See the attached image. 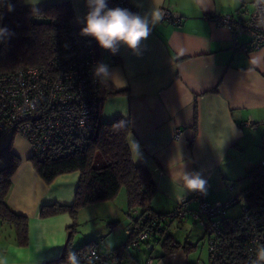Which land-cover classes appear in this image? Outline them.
Returning <instances> with one entry per match:
<instances>
[{"label": "crops", "instance_id": "1", "mask_svg": "<svg viewBox=\"0 0 264 264\" xmlns=\"http://www.w3.org/2000/svg\"><path fill=\"white\" fill-rule=\"evenodd\" d=\"M59 1L64 0H24V5L36 10ZM68 1L74 17L83 18L85 0ZM132 2L142 16L154 7H165L177 23L162 19L151 25L140 55L125 45L116 54L102 49L100 62L109 66L115 79L103 83L101 120L122 117L129 122L132 161L149 171L156 187L149 204L154 211L169 212L192 192L182 193V171L201 174L209 184L208 199L226 200L247 187L246 175L257 163L255 153L258 148L264 151V49L240 50L249 37L237 35L235 44L232 31L214 17L230 14L248 19L254 0ZM74 21L72 26H84ZM247 121L251 123L246 125ZM176 128L182 132L178 139L173 138ZM130 140L139 143L137 158ZM9 142L20 163L11 175L6 202L28 218V243L16 244L10 226L0 221V264H44L65 252L73 221L68 213L41 217L40 210L51 203H73L80 172L62 173L46 182L35 167L29 142L15 135L3 139L0 149ZM101 202L107 209L109 230H93L88 238L101 247L117 248L126 241L139 209L128 210L121 189L113 200ZM186 221L172 224L168 231L173 235L171 228L183 229ZM185 242L192 245L190 252L179 249L164 254L161 248L160 254H154V245L152 264H209L208 254L194 255V240Z\"/></svg>", "mask_w": 264, "mask_h": 264}, {"label": "built area", "instance_id": "2", "mask_svg": "<svg viewBox=\"0 0 264 264\" xmlns=\"http://www.w3.org/2000/svg\"><path fill=\"white\" fill-rule=\"evenodd\" d=\"M108 5L137 13L132 0H108ZM160 10L163 19L177 23L169 9ZM214 20L232 31L235 44L237 35L249 37L240 50L264 49V0H254L248 19L225 14ZM82 27L70 30L64 49L46 66L0 74V142L15 135L23 137L35 161L86 150L102 122L103 83L92 74L93 67L100 63L102 48L92 37L80 34ZM181 134L176 128L173 138ZM246 178L247 187L226 200L212 201L206 193L192 191L170 212L160 214L149 208L138 211L132 228L127 230L129 239L121 247L91 245L76 253L79 264H152L151 258L136 261L131 251L139 250L147 240L156 238L160 242L172 224L187 219L203 231L209 264H253L258 250L264 247V158ZM234 206L240 210L231 214Z\"/></svg>", "mask_w": 264, "mask_h": 264}, {"label": "trees", "instance_id": "3", "mask_svg": "<svg viewBox=\"0 0 264 264\" xmlns=\"http://www.w3.org/2000/svg\"><path fill=\"white\" fill-rule=\"evenodd\" d=\"M9 4L13 7L12 11H8ZM73 17L74 10L68 0L49 3L36 10L26 8L24 0H0V27H6L12 33L0 40V74L46 66L49 60L61 52L67 44L69 32L74 28L71 25ZM130 132L129 122L122 117H116L111 122L99 124L86 150L55 159L34 160L37 171L46 182L52 181L62 173L80 172L73 203H51L42 206L40 210L41 217L68 213L73 221L65 252L44 264H63L67 261L69 252L78 253L91 245L101 247L95 240L90 239L82 246L74 250L70 249L72 230L76 226L77 215L82 208L96 202L113 200L120 189L124 188L130 212L135 209L139 211L145 208L151 209L150 199L156 187L149 171L132 161L128 146ZM261 147L264 149V136L261 139ZM0 162L2 164L0 167V221L10 226L16 244L26 245L28 218L14 212L6 202L11 186V175L20 163V158L11 150V142L0 149ZM151 210L160 214L167 213ZM133 218L135 219V215ZM132 225L128 229H131ZM128 239L129 234L126 241ZM155 239L147 240L139 247V250L131 251L136 261L143 262L149 258L153 260L151 253L156 244L161 245L164 254L179 249H184L186 252L192 250V245L188 242L176 241L170 231L160 242ZM235 257L238 261L243 260L239 256Z\"/></svg>", "mask_w": 264, "mask_h": 264}, {"label": "clouds", "instance_id": "4", "mask_svg": "<svg viewBox=\"0 0 264 264\" xmlns=\"http://www.w3.org/2000/svg\"><path fill=\"white\" fill-rule=\"evenodd\" d=\"M87 12L84 17L77 18V22H82L84 26L80 30L83 36H89L95 39L98 45L105 50L116 54L120 45L127 46L133 54L140 55L141 44L151 33V25L159 23L164 13L154 7L150 13L140 15L133 13L128 9L115 7L110 8L108 0H85ZM11 4L8 5V11H12ZM12 35L6 27H0V40ZM92 74L99 78L102 83H106L110 78L115 79L114 73L109 66L103 62L93 67ZM123 85V81H119ZM225 144V139L220 147ZM131 148L134 151L135 158L139 154V143L130 140ZM206 180L202 178L199 172H184L179 181L182 193L185 189L188 191H199L206 193ZM67 264H79L77 254L69 252L67 256ZM253 264H264V247L260 248Z\"/></svg>", "mask_w": 264, "mask_h": 264}, {"label": "rangeland", "instance_id": "5", "mask_svg": "<svg viewBox=\"0 0 264 264\" xmlns=\"http://www.w3.org/2000/svg\"><path fill=\"white\" fill-rule=\"evenodd\" d=\"M77 18H82V15H77V17L75 16L73 20L77 22ZM77 23H82V22H77ZM262 157H264V151L258 148V151L255 153V157H254L255 163L258 162ZM121 193L125 194L124 188H121ZM101 203L102 202H96V203L90 204L86 208H83L79 211L77 215V219H76V226H74V229L72 230V237H71L72 242L75 243V245L74 243H72L75 246L74 249L85 244L87 240H89L88 237L90 236V233L93 230L103 229V230H106L105 233L108 232L109 227L107 226L109 225V223H107L108 219L106 218L107 209ZM239 210H240L239 206H234L230 209V213L235 214ZM115 212L119 213L117 214L119 217L122 216L119 210L115 209ZM201 230L202 229L200 228V226L194 224L190 220L186 221L183 229L178 230V229L171 228V231H173L174 237L178 241L185 242L187 240H194V242L196 243L195 249L193 250V252H195L194 255L198 256V254H201L205 256L206 254H208L207 242L205 238H202L203 231ZM104 242L107 244V239ZM161 252L162 250H161L160 244H156L153 250V253L160 254Z\"/></svg>", "mask_w": 264, "mask_h": 264}]
</instances>
